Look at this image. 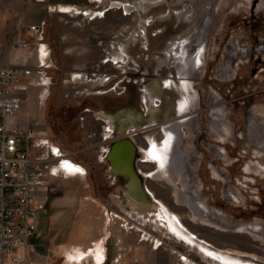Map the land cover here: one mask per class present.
Listing matches in <instances>:
<instances>
[{
  "label": "rangeland",
  "instance_id": "1",
  "mask_svg": "<svg viewBox=\"0 0 264 264\" xmlns=\"http://www.w3.org/2000/svg\"><path fill=\"white\" fill-rule=\"evenodd\" d=\"M154 1L0 0V63L37 71L17 120L39 138L20 147L52 167L72 163L107 198L112 190L135 245L150 244L147 264H236L206 248L264 264V0ZM32 25L40 39L13 49ZM121 139L172 229L131 211L111 178L108 152ZM165 156L180 180L162 176Z\"/></svg>",
  "mask_w": 264,
  "mask_h": 264
},
{
  "label": "crops",
  "instance_id": "2",
  "mask_svg": "<svg viewBox=\"0 0 264 264\" xmlns=\"http://www.w3.org/2000/svg\"><path fill=\"white\" fill-rule=\"evenodd\" d=\"M65 163L54 165L47 184L36 192L38 218L30 244L37 255L32 259L49 264H147L150 244L135 245L133 227L116 209L117 195L110 190L107 198L104 183L99 188L90 185L84 173L65 168ZM123 204L129 212L126 199ZM204 252L214 262L212 252L207 248Z\"/></svg>",
  "mask_w": 264,
  "mask_h": 264
},
{
  "label": "built area",
  "instance_id": "3",
  "mask_svg": "<svg viewBox=\"0 0 264 264\" xmlns=\"http://www.w3.org/2000/svg\"><path fill=\"white\" fill-rule=\"evenodd\" d=\"M41 34L39 25L28 26L25 36L19 34L13 39L12 48L30 50L26 37L38 41ZM36 74L35 66L0 63V264H49L32 259L37 252L30 239L38 218L36 192L47 184L52 166L43 156L20 147L23 141L34 144L39 136L20 128L17 120Z\"/></svg>",
  "mask_w": 264,
  "mask_h": 264
},
{
  "label": "bare ground",
  "instance_id": "4",
  "mask_svg": "<svg viewBox=\"0 0 264 264\" xmlns=\"http://www.w3.org/2000/svg\"><path fill=\"white\" fill-rule=\"evenodd\" d=\"M162 1L163 0H157V1H154L153 3H149L148 7L150 8V6H152V5L154 6L155 4H157L156 2H162ZM132 9L133 8L131 6H125V11L127 13L130 12ZM188 47H190V46H188ZM187 51H189V50H187ZM123 59H124V55L121 52L117 56L116 60H123ZM186 62L188 63V61H186ZM225 132L228 133V129H225ZM169 135L171 137L172 143L174 145L178 146L179 137L176 136L177 135L176 127H172L170 129ZM110 150H111V152L112 151H114V152L118 151V155H122L121 156L122 159L124 158L125 161L128 162L129 167H127V169L125 170V172H124L125 174L124 175L126 177H129L130 174H131L133 179H137V182H135L136 184L135 183L129 184V191L127 192V201H128V204H129L128 206L131 209V211L133 210L134 212H137L138 214L142 215L145 218L146 221L149 220L151 222L152 220H154L157 225H160V228H162L161 224H164L166 226L168 224V219H169L168 215L171 214V213H169L167 215L166 212L161 211L159 209V207L151 204L148 195L143 190L140 189L141 182H140V179L138 178L137 174L135 173V170H134V167H133V158H134V155H135V147H134L133 143L130 142V141H122L120 143H117V145H113L110 148ZM156 159H157L158 164L160 165L159 168H160L162 176L166 177L167 180L170 183L172 181H174L173 177L171 178L170 175L175 176L176 177L175 180H180L181 179V176L177 173L178 167H177L176 162L174 160L170 161V160H168V157L166 158V156L165 157H159V158L156 157ZM107 160L111 161L110 152L108 154ZM65 168L70 170V169L75 168V165H73L72 163L66 162L65 163ZM136 185H137V187H136ZM174 218L177 219V216H174ZM174 222H175V220H174ZM167 228L172 229L171 227H168V225H167ZM173 233L176 234L177 236L179 235L175 231H173ZM212 258H213L214 261H217V262L226 261V262H230V263H236V264L238 263V262H235L233 260L230 261V259L227 256H222V255H220L218 253H214V252L212 253Z\"/></svg>",
  "mask_w": 264,
  "mask_h": 264
},
{
  "label": "flooded vegetation",
  "instance_id": "5",
  "mask_svg": "<svg viewBox=\"0 0 264 264\" xmlns=\"http://www.w3.org/2000/svg\"><path fill=\"white\" fill-rule=\"evenodd\" d=\"M128 116H133V113L130 111L128 114H127ZM120 142H122V141H119L118 143H120ZM114 145H117V143L116 144H114ZM123 146V145H122ZM111 148V147H110ZM109 152H110V159H111V163H112V167H113V169H114V171L113 172H115L116 174H118V173H121V174H125L124 172H125V170L127 169V167H129V164H128V162H126L125 161V159L123 158L122 159V155H118V151H112L111 152V150L109 149ZM109 152H108V154H109ZM120 154V153H119ZM114 173V174H115ZM135 173H137L136 171H135ZM115 174V175H116ZM117 176V175H116ZM119 178V177H118ZM128 179H127V188H126V186H124V188L126 189V192L127 191H129V184H131V183H135V182H137V179H133V177H132V175L130 174V176L129 177H127ZM141 182V181H140ZM126 183V182H125ZM124 183V184H125ZM136 184V183H135ZM136 187H137V185H136Z\"/></svg>",
  "mask_w": 264,
  "mask_h": 264
},
{
  "label": "water",
  "instance_id": "6",
  "mask_svg": "<svg viewBox=\"0 0 264 264\" xmlns=\"http://www.w3.org/2000/svg\"><path fill=\"white\" fill-rule=\"evenodd\" d=\"M120 141V140H119ZM119 141H116L114 144H116V143H118ZM121 141H129L128 139H125V140H122L121 139ZM113 144V145H114ZM135 160H136V154L134 155V158H133V167L135 168V166H134V164H135ZM108 163H109V166H110V168H111V170H112V164H111V161L109 160L108 161ZM135 170V169H134ZM112 172H113V170H112ZM113 174H114V172H113ZM114 176L115 177H119V178H121L123 181H124V183L126 182V178L123 176V175H120V176H116L115 174H114ZM124 186H126V183L124 184Z\"/></svg>",
  "mask_w": 264,
  "mask_h": 264
}]
</instances>
